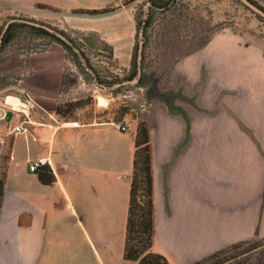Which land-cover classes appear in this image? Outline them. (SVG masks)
Masks as SVG:
<instances>
[{
    "label": "crops",
    "instance_id": "0c3cea01",
    "mask_svg": "<svg viewBox=\"0 0 264 264\" xmlns=\"http://www.w3.org/2000/svg\"><path fill=\"white\" fill-rule=\"evenodd\" d=\"M17 16L49 23L80 41L94 34V45L103 41L111 49L112 62L102 70L112 80L100 79L91 67L85 87L82 74L67 83L68 73L77 69L54 40L0 58V70L15 76L0 90V264H139L124 256L138 146L132 125L140 104L123 98L138 33L133 5L0 0V28ZM190 40L182 53L178 94L191 110L185 121L179 117L178 138L188 134L195 140L203 104L238 106L239 91L246 88L251 103L264 107V39L229 32ZM99 95L109 101L99 102ZM175 152L162 149L160 164L151 154L152 250L172 264H194L244 240L253 224L246 221V201L229 202L225 185L203 173L210 164L205 155L181 147ZM218 153L212 162L226 166V154ZM38 158L44 164L31 170ZM48 166L52 182L40 177Z\"/></svg>",
    "mask_w": 264,
    "mask_h": 264
},
{
    "label": "rangeland",
    "instance_id": "374dc122",
    "mask_svg": "<svg viewBox=\"0 0 264 264\" xmlns=\"http://www.w3.org/2000/svg\"><path fill=\"white\" fill-rule=\"evenodd\" d=\"M124 1L133 5L139 26L132 60L125 68L123 87L125 101L140 103L134 112L132 127L138 132L140 123H145L149 155L152 154L156 163L161 162L162 149H173L174 153L178 147L196 150L210 162L204 165L203 173L212 182L225 185L228 201H246V221L253 224L251 231L247 229L250 235L206 264L264 263V107L253 105L247 89L243 88L237 96L238 106L203 104L201 116L197 118L195 140L188 134L178 138L179 117L185 121L191 110L188 103H179L178 94L182 53L190 47L187 42H193L190 39L194 38L207 40L218 33L229 32L264 39V17L242 0ZM253 1L264 9V0ZM90 37L87 41L76 40L89 64L74 49L77 47L68 51L66 63L80 71L79 74L77 70L68 73L67 83L71 85L80 80V74L87 79L91 67L98 69L100 79L112 80L102 70L112 62L110 47L103 41L96 46L95 35ZM49 41L50 37L27 28L6 46L2 54L41 48ZM14 80L12 72L0 70V90L10 87ZM72 93L77 92L73 90ZM165 98L172 103L163 102ZM123 110L125 112V106ZM218 152L222 156L226 154L228 162L223 164L224 167L219 162H212ZM175 159L176 156L169 162H175Z\"/></svg>",
    "mask_w": 264,
    "mask_h": 264
},
{
    "label": "trees",
    "instance_id": "16d2710c",
    "mask_svg": "<svg viewBox=\"0 0 264 264\" xmlns=\"http://www.w3.org/2000/svg\"><path fill=\"white\" fill-rule=\"evenodd\" d=\"M107 10V9H104ZM108 11V10H107ZM97 12V11H93ZM27 20H34L33 18H26L22 16L14 17V20L8 26L0 28V58L3 56V51L6 46L23 30L30 28L32 31H37L51 38V41H57L64 45L69 51H73V46L80 49L76 39L63 29L54 27L55 30L62 31L66 36L61 37L54 31L44 28L42 25L32 24ZM43 23V22H42ZM137 23V28L138 22ZM44 24V23H43ZM50 42V41H49ZM48 42V43H49ZM47 43V44H48ZM81 55L89 64V59L86 57L84 51ZM74 81V80H73ZM69 81V82H73ZM137 150L135 158V167L132 179V188L130 190V209L128 211L127 230H126V244L124 256L126 259L137 260L139 264H172L164 254L154 252L152 250V231H153V199H152V160L149 155V139L142 121L137 132ZM41 180L45 182H52L55 175L48 166L44 173H40ZM4 173L0 172V200L4 194ZM235 245L221 249L209 257H204L194 264H206L210 259L217 257L223 253L233 249ZM236 247V246H235Z\"/></svg>",
    "mask_w": 264,
    "mask_h": 264
},
{
    "label": "water",
    "instance_id": "95a60500",
    "mask_svg": "<svg viewBox=\"0 0 264 264\" xmlns=\"http://www.w3.org/2000/svg\"><path fill=\"white\" fill-rule=\"evenodd\" d=\"M244 4H246L249 8H251L255 13H257L258 15H261L264 17V9L260 6H258L257 4L254 3L253 0H242ZM11 21H9L6 25H8ZM33 24H36V25H42L44 28L50 30V31H54L56 32L58 35H60L61 37H64V39H66V36L64 35V33L62 31H57L55 30L53 27L51 26H48V25H45L43 24L42 22L40 21H36V20H33L32 21ZM0 43H1V38H0ZM6 116H7V119H10L11 116H12V112L9 111L6 113Z\"/></svg>",
    "mask_w": 264,
    "mask_h": 264
},
{
    "label": "built area",
    "instance_id": "2783aa9c",
    "mask_svg": "<svg viewBox=\"0 0 264 264\" xmlns=\"http://www.w3.org/2000/svg\"><path fill=\"white\" fill-rule=\"evenodd\" d=\"M87 82H88V80H87V79H84V78L82 77L81 82H80V86L85 87L86 84H87ZM121 129L127 131V130H128V127L125 126V124H124V125H121ZM17 130L20 131V132H23L25 129H24L22 126L19 125V126L17 127ZM44 162H45V161H44L43 159L38 158L37 160H35V161L33 162L32 165H30V169H31V170H35V169L38 167V165L44 164Z\"/></svg>",
    "mask_w": 264,
    "mask_h": 264
},
{
    "label": "bare ground",
    "instance_id": "6f19581e",
    "mask_svg": "<svg viewBox=\"0 0 264 264\" xmlns=\"http://www.w3.org/2000/svg\"><path fill=\"white\" fill-rule=\"evenodd\" d=\"M98 97V99H99V102H103V103H105L106 101H109V100H106L105 98H104V96H102V95H99V96H97ZM106 100V101H105ZM106 104V103H105Z\"/></svg>",
    "mask_w": 264,
    "mask_h": 264
}]
</instances>
